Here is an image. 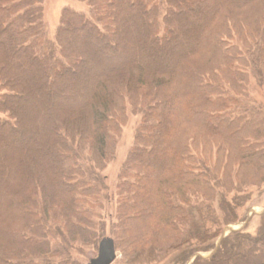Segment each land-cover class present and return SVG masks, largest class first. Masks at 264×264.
<instances>
[{"label": "trees", "instance_id": "trees-1", "mask_svg": "<svg viewBox=\"0 0 264 264\" xmlns=\"http://www.w3.org/2000/svg\"><path fill=\"white\" fill-rule=\"evenodd\" d=\"M80 1L49 38L44 0H0V264H85L104 215L124 253L264 264V214L223 236L264 185V0Z\"/></svg>", "mask_w": 264, "mask_h": 264}, {"label": "rangeland", "instance_id": "rangeland-1", "mask_svg": "<svg viewBox=\"0 0 264 264\" xmlns=\"http://www.w3.org/2000/svg\"><path fill=\"white\" fill-rule=\"evenodd\" d=\"M72 7L76 10L88 11V6L85 2L80 0H44V20L47 27V33L49 38H53L56 28L60 22L61 14L64 8ZM254 99L257 103L264 106V88L258 87L253 93ZM139 120L138 116L130 115L128 122L121 129L120 136L113 147L112 156L107 162L105 167L102 169V175L106 177V182L109 185L110 189L114 188V185L117 183L122 168L125 164L126 158L134 145L136 124ZM236 193H231L229 199L232 200L233 196ZM245 198L238 195L242 198L244 202H241V206L237 210V222L231 223L224 229L223 236H227L230 232L228 228H231L233 231L246 229L250 234H256L259 225L262 223L261 215L264 214V185L261 188L253 187L249 192L244 193ZM238 202V199H236ZM108 207V205H107ZM109 211H115V206H109ZM107 209V212H109ZM218 215H221L217 211ZM100 219H96V223L100 222ZM115 222L110 220L108 216L104 215L103 222H101L102 230L94 229L93 231L97 234L100 232V236L105 235L106 237H111L112 232H115L114 228ZM100 225V226H101ZM149 239V238H146ZM150 238L148 241L144 240V249L142 251L136 252L135 250H129L128 253H124L123 250L118 249L117 258L112 264H174L175 257L179 251L174 250H158L157 246L149 247L151 244ZM156 240H154L155 242ZM165 240H162L164 242ZM168 242V241H167ZM165 242V243H167ZM97 245V246H96ZM142 246V245H141ZM99 244L89 245L83 247L81 254L74 253L75 257L81 262L87 264L90 259L98 255ZM210 253H197L194 256L190 257L187 261V264H191L196 255L198 256H208ZM175 258V259H174Z\"/></svg>", "mask_w": 264, "mask_h": 264}, {"label": "water", "instance_id": "water-1", "mask_svg": "<svg viewBox=\"0 0 264 264\" xmlns=\"http://www.w3.org/2000/svg\"><path fill=\"white\" fill-rule=\"evenodd\" d=\"M228 230L233 231L231 228ZM117 258L115 241L104 237L99 243L98 255L91 259L90 264H112Z\"/></svg>", "mask_w": 264, "mask_h": 264}, {"label": "bare ground", "instance_id": "bare-ground-1", "mask_svg": "<svg viewBox=\"0 0 264 264\" xmlns=\"http://www.w3.org/2000/svg\"><path fill=\"white\" fill-rule=\"evenodd\" d=\"M9 203V202H8ZM9 204H11V203H9Z\"/></svg>", "mask_w": 264, "mask_h": 264}]
</instances>
